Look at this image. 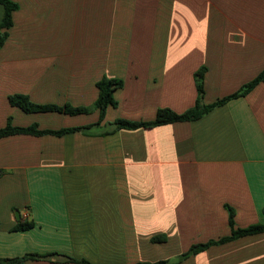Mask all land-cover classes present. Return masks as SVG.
<instances>
[{"label":"crops","instance_id":"1","mask_svg":"<svg viewBox=\"0 0 264 264\" xmlns=\"http://www.w3.org/2000/svg\"><path fill=\"white\" fill-rule=\"evenodd\" d=\"M0 27V128L86 126L69 115L9 103L88 106L103 76L121 82L87 130L0 137V258L54 253L22 264H264V81L196 119L120 128L196 101L225 98L264 71V0H10ZM0 4V21L3 15ZM16 212L18 213L16 216ZM19 221L31 222L14 230ZM156 237L159 240H153Z\"/></svg>","mask_w":264,"mask_h":264},{"label":"trees","instance_id":"2","mask_svg":"<svg viewBox=\"0 0 264 264\" xmlns=\"http://www.w3.org/2000/svg\"><path fill=\"white\" fill-rule=\"evenodd\" d=\"M0 4L3 5V15L0 21V27L8 28L11 25V12L17 8V4L10 0H0ZM6 37V33L0 34V46L3 43V40ZM202 68L197 70L194 74L195 77V86H196V101L195 105L182 113H176L168 108H160L156 111L155 117L149 121H130L126 119L117 118L112 122H109L108 129L103 131V133H110L116 129L126 128V129H135L138 127H153L162 124H167L175 121H183L196 119L201 116L203 113L208 111L214 105L221 104L225 102L230 97H236L239 95H244L247 91H249L256 83L259 81H264V71L260 72L254 79H252L247 84L243 85L239 90L234 92L233 94L222 98L214 103L204 105L201 103L202 97V85H201V77H202ZM121 85V82L112 78H107L103 76L96 82V86L98 89L97 98L95 101L88 106H71L70 104L64 105H52V104H36L31 102L24 95H11L8 100L11 105H15L21 108L25 112H44V111H57L62 112L69 115H75L79 113H88L93 109H98V121L95 124H89L86 126H73V127H61L58 129H39L37 124L32 123L27 126H14L11 124L10 119L7 120L6 124L0 128V137L11 135V134H32V135H43V134H51L55 136H60L66 132L72 131H83L88 128L99 125L103 119L105 109L108 105H116L115 100L112 96V91ZM2 170L0 169V174ZM228 209V223L231 227V233L229 236H224L218 239L217 241H208L203 244H194L190 246L187 252L181 254L180 258L186 257L188 254L196 253L200 250H203L210 244L221 243L228 241L230 239L246 235L264 231V224L255 223L250 224L244 228H233V210L229 207ZM32 226L31 222L19 221L13 227L14 230H25ZM153 240H159L154 237ZM54 255V253H28L21 257L14 258H0V264H22L23 261L27 259H47L50 256ZM66 261L79 262L84 264H90L84 259H74L71 257H66ZM168 263L166 260H157L154 262H137L135 264H166Z\"/></svg>","mask_w":264,"mask_h":264},{"label":"water","instance_id":"3","mask_svg":"<svg viewBox=\"0 0 264 264\" xmlns=\"http://www.w3.org/2000/svg\"><path fill=\"white\" fill-rule=\"evenodd\" d=\"M17 214H18V213L16 212V216H17Z\"/></svg>","mask_w":264,"mask_h":264}]
</instances>
